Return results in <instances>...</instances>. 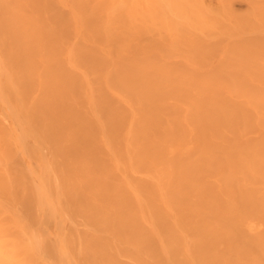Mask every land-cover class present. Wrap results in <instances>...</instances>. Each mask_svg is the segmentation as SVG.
<instances>
[{
    "label": "bare ground",
    "instance_id": "bare-ground-1",
    "mask_svg": "<svg viewBox=\"0 0 264 264\" xmlns=\"http://www.w3.org/2000/svg\"><path fill=\"white\" fill-rule=\"evenodd\" d=\"M0 205L53 264H264V0H0Z\"/></svg>",
    "mask_w": 264,
    "mask_h": 264
},
{
    "label": "clouds",
    "instance_id": "clouds-1",
    "mask_svg": "<svg viewBox=\"0 0 264 264\" xmlns=\"http://www.w3.org/2000/svg\"><path fill=\"white\" fill-rule=\"evenodd\" d=\"M46 239L18 210L0 205V264H53L44 254Z\"/></svg>",
    "mask_w": 264,
    "mask_h": 264
},
{
    "label": "rangeland",
    "instance_id": "rangeland-1",
    "mask_svg": "<svg viewBox=\"0 0 264 264\" xmlns=\"http://www.w3.org/2000/svg\"><path fill=\"white\" fill-rule=\"evenodd\" d=\"M244 7H245V5L243 6L242 2L240 3L238 1H236L234 8H236L235 10H237V11H239V10L241 11L242 9H245Z\"/></svg>",
    "mask_w": 264,
    "mask_h": 264
}]
</instances>
